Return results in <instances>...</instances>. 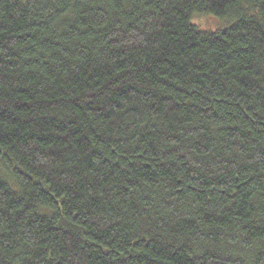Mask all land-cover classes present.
Returning <instances> with one entry per match:
<instances>
[{
	"label": "trees",
	"instance_id": "obj_1",
	"mask_svg": "<svg viewBox=\"0 0 264 264\" xmlns=\"http://www.w3.org/2000/svg\"><path fill=\"white\" fill-rule=\"evenodd\" d=\"M0 264H264V0H0Z\"/></svg>",
	"mask_w": 264,
	"mask_h": 264
},
{
	"label": "rangeland",
	"instance_id": "obj_2",
	"mask_svg": "<svg viewBox=\"0 0 264 264\" xmlns=\"http://www.w3.org/2000/svg\"><path fill=\"white\" fill-rule=\"evenodd\" d=\"M193 22L199 24L203 29L215 30L223 27L224 22L212 15H196Z\"/></svg>",
	"mask_w": 264,
	"mask_h": 264
}]
</instances>
